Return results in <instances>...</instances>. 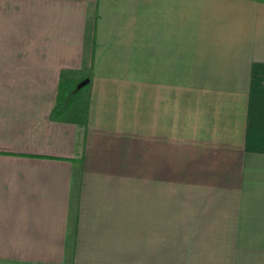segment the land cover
Returning <instances> with one entry per match:
<instances>
[{
    "label": "crops",
    "instance_id": "1",
    "mask_svg": "<svg viewBox=\"0 0 264 264\" xmlns=\"http://www.w3.org/2000/svg\"><path fill=\"white\" fill-rule=\"evenodd\" d=\"M0 264H264V0H0Z\"/></svg>",
    "mask_w": 264,
    "mask_h": 264
},
{
    "label": "rangeland",
    "instance_id": "2",
    "mask_svg": "<svg viewBox=\"0 0 264 264\" xmlns=\"http://www.w3.org/2000/svg\"><path fill=\"white\" fill-rule=\"evenodd\" d=\"M80 85L81 83H74L73 86H70V89H68L69 91H66L65 98L62 104L66 102L67 105L70 104L71 106V104L73 105V103H75L79 99V97L82 96L85 87L80 88Z\"/></svg>",
    "mask_w": 264,
    "mask_h": 264
},
{
    "label": "water",
    "instance_id": "3",
    "mask_svg": "<svg viewBox=\"0 0 264 264\" xmlns=\"http://www.w3.org/2000/svg\"><path fill=\"white\" fill-rule=\"evenodd\" d=\"M87 83H88V81L82 83V84L80 85V88H83Z\"/></svg>",
    "mask_w": 264,
    "mask_h": 264
},
{
    "label": "trees",
    "instance_id": "4",
    "mask_svg": "<svg viewBox=\"0 0 264 264\" xmlns=\"http://www.w3.org/2000/svg\"><path fill=\"white\" fill-rule=\"evenodd\" d=\"M70 103V102H69Z\"/></svg>",
    "mask_w": 264,
    "mask_h": 264
}]
</instances>
